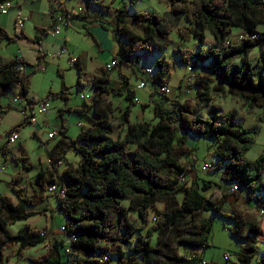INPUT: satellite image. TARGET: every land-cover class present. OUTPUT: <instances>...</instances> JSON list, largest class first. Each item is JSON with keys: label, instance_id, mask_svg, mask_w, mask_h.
Segmentation results:
<instances>
[{"label": "trees", "instance_id": "obj_1", "mask_svg": "<svg viewBox=\"0 0 264 264\" xmlns=\"http://www.w3.org/2000/svg\"><path fill=\"white\" fill-rule=\"evenodd\" d=\"M4 1L0 0V3ZM84 1L87 4L98 2ZM168 1L173 22L184 17L189 24V27L177 30L179 36L187 39L191 35L198 45L196 52L179 46L174 48L172 52L178 63L192 70L195 64L205 66L211 76L191 75V86L197 89L194 104H182L161 92L162 85L167 82L165 72L171 67L162 56L154 63L156 73L153 77H150V69V73L144 72L153 86L150 103L154 122L129 121L134 90L130 88L129 78L122 73H119L118 88L108 87L110 71L121 66L131 67L134 71L133 66L151 53L161 54L170 44L171 25L156 15L135 12L131 21L142 28L141 34H136L125 23L124 10H118L112 29L115 37L121 39L113 59L116 66L95 77L94 84L101 93L123 96L128 102L125 108H119L118 126L123 131L116 138L112 137L113 110L110 105L98 111L93 126L81 129L74 139L66 137L63 130L57 131L61 139L48 153L53 165L65 162L64 155L68 151H74L81 160L77 167L65 162L66 168L59 174L56 167L40 171L35 183L30 184V192L15 184L25 178V172L32 165L25 156H12L13 160L21 161L22 169L8 183L13 197L0 194V264H3L5 250L16 248L17 255H21L26 248L44 241L41 231L33 230L29 225L15 234L8 231V226L34 216L36 212L31 208L44 203L48 197L55 198L57 210L66 218L65 236L73 235L76 241L66 245L64 240L53 239L47 254L40 259H31L30 264H61L63 259L66 264H207L195 251L207 247L210 232V221L201 217L202 212L233 222L230 234L246 241L237 254L240 264H248L257 254L260 223L256 220L247 222L238 211L226 214L222 205L228 195L239 190L244 191L246 201L255 200L258 207L264 205V151L255 160H247L245 155L253 144L256 131L245 128L234 111L222 112L214 105L212 92L226 90L229 95L240 98L248 108V114L255 108L261 109V122H264V32L256 30L258 22L264 23V0ZM62 17L67 20L66 15ZM232 27L244 35L241 43L229 42ZM206 30L210 31L213 44L204 49ZM26 38L20 32L12 39L0 28V41ZM33 42L39 43L36 39ZM255 47L259 52L252 61L250 53ZM19 66L25 71L20 72ZM27 67L30 68L28 72ZM37 70V65L19 58L0 59V121L13 108L10 103L2 107L1 100L13 91H17L16 95L30 111L39 102L49 99L67 100L63 81L59 92H48L41 101L28 98L30 78ZM80 78L81 69L77 67L79 85ZM212 83L217 86L214 90ZM154 96L158 99L154 100ZM98 101V98L94 99L96 105ZM148 106L143 104L142 109ZM201 109L206 112L204 116L199 113ZM74 111L81 114L80 110ZM24 124L27 125L26 119L9 130L7 136ZM178 130L215 142L213 155L218 159L216 168L222 169L221 180L235 184L220 201L207 196L212 188L211 181L197 176L188 185L186 172L192 169L186 167L184 160L191 156L185 137L177 136ZM8 151L4 147L0 149L4 155ZM213 170L214 167L209 172ZM180 176L185 179L182 184ZM50 184L66 187V198L61 200L48 195ZM234 187L236 190L230 192ZM180 192L183 197L178 201L176 195ZM123 200H128L127 206L122 204ZM157 204L162 207L157 208ZM66 246L71 248L69 255L65 253ZM180 248L189 250L191 257L179 254ZM103 257L106 259L101 260ZM256 264H264V256Z\"/></svg>", "mask_w": 264, "mask_h": 264}, {"label": "rangeland", "instance_id": "obj_2", "mask_svg": "<svg viewBox=\"0 0 264 264\" xmlns=\"http://www.w3.org/2000/svg\"><path fill=\"white\" fill-rule=\"evenodd\" d=\"M13 8L8 11L7 14H0V28H2L6 34L14 39V35H19L20 31L15 27V20L17 12L20 9L19 19L22 20L23 25V34L27 37L23 44L17 43V40H13L10 44L1 43L0 44V59L8 60L9 58H20L23 56L22 53L26 56L29 61H32L35 57V50L31 49V44H34L36 29L38 28L35 25V20L32 18H27V12L38 10L40 5V0H10ZM45 1V0H43ZM64 6L69 11V23L70 26H64L65 19H59L56 25L59 27L60 34L53 38L48 35L47 41L49 42L48 48L51 53L49 57H56L59 52L60 46L57 47L58 51L55 52L51 48V43L58 45L62 44L65 36H68L67 48L71 52V56H79L82 52H88V66L85 71H81L80 85L77 84V72L74 67L68 62V57L66 55L60 56L61 61L59 73H55L52 66L45 67L42 71L34 73L30 78L29 92L34 95L35 100H43L48 92L61 90L62 81L67 88V100L64 102L61 99H49L48 109L51 115L54 116L55 108L54 104L64 105L67 104L71 108L75 107H85V104H89L92 97L95 94V84L94 79L86 80V74L101 76L102 73L96 70V65L91 64V61H94V54L98 56V61L101 59L104 60L105 56L110 58L114 53L117 54L119 45L121 42L120 38H116L112 29L115 21V16L118 10H124V19L126 25L136 34H141L142 28L139 25L134 24L131 21V16L135 12L145 13L147 15H156L160 18H163L169 22L171 25L169 37L170 44L168 47L161 53H151L148 57H145L143 61L139 64L133 66L134 71L131 67L121 66L120 68H114L110 72L111 79L113 80L119 78V73L125 74L129 78L130 88L134 87L138 101L135 97L133 106L130 107V117L129 121L131 123L139 122H154L153 118V106L150 104V96L148 97V92L153 90V86L149 81V77L144 74L147 69L152 71L150 77H153L156 73L154 63L156 60L160 59L162 56L165 57L167 63L171 64L169 70L165 72L164 79L167 81L168 86L171 88L170 94L167 96L169 99L177 100L182 104H194V99L196 97L197 89L194 86H188L189 77L192 74H197L199 77H206L207 74L205 66L201 67L198 64H195V67L192 69L187 66H183L178 63L177 58L173 54V49L179 46L181 49L189 50L196 52L198 50V45L196 39L193 36H189L187 39H183L177 33L178 29H184L189 27V24L185 18H181L176 23L173 22L171 14L169 13V1L168 0H136L132 3V0H98L97 3L94 1L89 2L88 4L84 0H60ZM79 1V2H78ZM192 1V0H186ZM60 6V5H59ZM81 9L82 12H79L78 9ZM61 15V12H58ZM62 18V16H60ZM40 26V22L38 23ZM55 26V25H54ZM53 26V27H54ZM52 27V26H51ZM48 28L46 33H49L51 29ZM16 28V29H15ZM92 29H100L102 33L107 35L106 39H95L92 34ZM256 30L258 32H264V23L258 22L256 25ZM16 32V33H14ZM238 32V33H237ZM240 34L239 29L232 27L231 34L229 39L235 43L237 36ZM27 44L30 45V48H27ZM71 44V45H70ZM114 45L116 51L113 53L112 50H106L105 52L99 51V49L105 45L107 48ZM210 44H213L212 35L209 30L205 31V44L202 48L206 49ZM23 51V52H22ZM14 52H17L14 55ZM259 49L257 47L253 48L250 53V58L252 61L258 55ZM112 53V55H111ZM59 58V57H58ZM44 68V67H43ZM210 76V75H209ZM211 77V76H210ZM213 82L214 80L210 78ZM145 81L146 86L142 90H138L137 86ZM191 81V80H190ZM193 83V82H192ZM211 88L216 89V84H210ZM188 89L190 90L188 92ZM54 93V92H52ZM57 93V92H55ZM10 94V93H9ZM8 94V95H9ZM12 96V95H11ZM9 98H3L1 105L7 107L6 100ZM212 103L216 105L222 112L234 111L237 119L241 121L245 128L252 129L256 131V135L253 140L251 148L246 153L245 157L247 160H255L263 151H264V122H261L263 117L262 110L259 108L253 109V111L248 114V108L244 106L243 101L236 97L229 95L226 90L223 92L213 91L212 92ZM113 102H117V99H121L123 104L122 108H125L128 102L122 96L111 95L110 98ZM158 96H154V100H157ZM12 101V99H11ZM137 101V103H136ZM47 102V103H48ZM143 104H148L149 106L145 109H142ZM166 105L169 106L168 103ZM13 108L8 110L12 113L7 118L3 120V117L0 121V135L4 136L5 133L9 132L14 126L15 115H19L22 121L21 108L17 104L11 103ZM35 111L37 110V105H35ZM117 109L114 108V111ZM7 112V113H8ZM6 113V114H7ZM28 113L30 110L28 109ZM200 115H205V111L202 109L199 110ZM63 116L69 118V127L67 128L66 134L72 139L76 138L81 128L78 126V120L82 118L80 114L72 110L71 112H64ZM85 118V116H82ZM37 122L39 129L37 130L36 126L23 125L18 127V136L19 140L16 141V144L11 145V149L6 153V159L0 153V194L9 195L13 197V194L8 187V183L11 181V177H16L17 171L22 169L21 161H15L12 159V156L18 155L16 152H22L27 155L28 163L32 165V168L25 172V178L19 180L18 185L15 186L25 187L29 192L31 191V186L29 180L24 181L26 178L33 177L31 182L35 183V170L39 167L38 164H46L48 159V153L53 149L56 143L61 139V136L57 134L54 139H48L47 135L52 130V125H46L42 122V116L37 115ZM83 118V120H84ZM86 120V119H85ZM19 124V123H18ZM112 124V137L116 138L118 133L122 131L118 126V116L116 113L111 116ZM57 131V130H56ZM177 136L185 137V143L188 151H190V156L192 159H185L184 163L186 167H194L195 171L188 170L186 172V179L188 180V185L191 184L193 180H196L197 176L199 179L212 182V188L207 193V196L214 201H220L223 194L235 184L233 182H224L221 180L222 169H217L218 159L213 155V151L216 148L215 142L210 138L198 137L189 134H185L181 131H177ZM9 147V148H10ZM17 157V156H16ZM21 157V156H18ZM67 164H70L76 167L80 162V157L75 154L74 151H68L64 155V159ZM188 158V156L186 157ZM63 162L62 165L66 168V163ZM191 166H188L190 165ZM205 164H210L214 167V170L209 173L201 171V168ZM63 168V169H64ZM51 170V169H48ZM61 172V170H60ZM193 172V173H192ZM192 174V175H191ZM197 176H194V175ZM29 176V177H27ZM200 183V182H199ZM229 197L225 198L222 205V211L226 214H232L233 211L241 212L246 221L255 219L260 223L261 226V237L260 241L257 243V254L248 264H256L264 256V213L259 214L258 210H264V205L256 206L255 200L246 201L245 193L243 190H239L238 193L228 195ZM183 194L180 192L176 195L178 201H181ZM239 197V198H238ZM51 198V197H50ZM14 199V198H13ZM53 199V198H52ZM15 200V199H14ZM55 200V198L53 199ZM246 202L245 205L240 204L238 201ZM243 202V203H244ZM122 204L127 206L128 200H123ZM157 208H161V204L156 205ZM44 208V209H43ZM46 209V210H45ZM32 211H35L36 214L26 221H18L14 224L8 226V231L11 234H15L20 228L25 225H29L33 230L42 231L47 229L51 236L58 238H63L64 236L59 232V228L65 224V217L57 210L56 201L53 205H47L46 201L39 206L31 208ZM152 211L150 210V214ZM201 217L210 221V232L208 234V241L206 248L195 249L198 258L207 264H240L237 259V254L240 249L245 245L246 241L238 240L232 236L229 232L233 228V222L224 219L220 216L212 215L210 212L200 213ZM247 226V225H246ZM47 239L44 238V241L33 246L26 248L21 252V255H17V249L13 248L12 250H5L3 254V264H30L31 259H40L41 257L47 254ZM49 241V240H48ZM51 241V238H50ZM114 251V249H112ZM179 254L183 255L186 258L191 257L189 250L180 248ZM225 256L228 258L225 259ZM61 264H66L65 259L62 260ZM201 264V263H199Z\"/></svg>", "mask_w": 264, "mask_h": 264}, {"label": "crops", "instance_id": "obj_3", "mask_svg": "<svg viewBox=\"0 0 264 264\" xmlns=\"http://www.w3.org/2000/svg\"><path fill=\"white\" fill-rule=\"evenodd\" d=\"M81 1V0H80ZM79 2V1H78ZM60 5V6H59ZM58 12H61V15H59L58 14ZM19 14H20V9H19V11L17 12V17H16V19H18V17H19ZM27 14V18H33L34 20H35V25H37V29H36V34H35V39L39 42V43H29V44H31V49H34L35 50V52H36V54H35V57H34V59L32 60V61H29L27 58H26V56L24 55V53H22L23 54V56H20V58H22V60H24V61H26L27 63H29L30 65H37V67H38V70H37V72L38 71H40L41 70V68L42 67H44V69H45V71H46V68L47 67H50V66H52L53 67V69H54V71H55V73H59L60 71H59V68H60V63H61V61H59V59H61L60 57L58 58V56H57V59H56V57H54V56H52V57H49V53H51L50 51H49V48H48V44H49V42L47 41V39H48V35H47V33H46V31L48 30V28H50L51 26L53 27L54 25H56V23L59 21V19H63V17L62 18H60V16H62L63 14L64 15H66L67 16V22L65 21V23H67V26L66 27H68V26H70V23H69V11H68V9L64 6V4L60 1V0H45V1H43V0H40V5H39V8H38V10H33V11H30V12H27L26 13ZM16 21V20H15ZM40 22V26H39V23ZM15 23V22H14ZM23 24V23H22ZM15 27H16V25H15ZM51 27V28H52ZM17 28V27H16ZM15 28V29H16ZM38 29H40V30H38ZM23 30V25H22V28L21 29H19V31L20 32H23L22 31ZM42 30V31H41ZM239 32H240V30H239ZM14 33H16V32H14ZM238 33V32H237ZM91 35H93L94 37H95V39H97V40H99V39H102V38H105L106 39V37H107V35L105 34V33H102L101 31H100V29L98 30V29H92V34ZM68 39V36L66 35L65 36V38H64V40L62 41V44L61 43H59L58 45H56L55 43H51L50 45H51V49L53 50V51H55V52H57L58 51V49H57V47L58 46H60V48H59V51H60V49H61V47L63 46V45H65V46H68V44H67V40ZM25 39H20V40H17V43H20V44H23V41H24ZM12 42V41H11ZM11 42H7V40H1L0 41V44L1 43H6V44H10ZM13 43V42H12ZM29 44H27V48H30V45ZM71 45V44H70ZM112 50L113 51V53L116 51V47L114 46V45H112L111 44V46L109 47V48H107V46H105V45H103L100 49H99V51H101V52H105L106 50ZM23 52V51H22ZM38 52H40V54H38ZM16 53L17 52H14V55H16ZM59 53V52H58ZM87 53L88 52H82L79 56H74L75 58H77V60H78V62H77V66H75L74 67V69H75V71L77 72V67H79L80 69H81V71H85V69H87V66H88V55H87ZM70 54H71V52H70ZM111 55H112V53H111ZM115 53L110 57V58H108L107 56H105V59L104 60H100V61H98L97 59H98V56H96L95 54H94V61H91L90 63L91 64H95V62H98L99 64L98 65H96V70L97 71H99L100 73H103L105 70H104V66L106 65V64H108V63H110L113 59H114V57H115ZM73 56V55H72ZM16 57H18V56H15V58ZM10 59V58H9ZM46 67V68H45ZM29 69L30 68H28L27 67V72L29 71ZM86 72V71H85ZM111 72V71H110ZM98 75V74H97ZM97 75H90V74H86V80H90V79H94L95 77H97ZM125 75V74H124ZM126 76V75H125ZM77 79V78H76ZM114 78H112L111 79V77H110V84H109V86L108 87H110V88H112V89H115V88H118V86H119V84H120V80H117V79H115V80H113ZM213 84V83H212ZM94 88H95V94H94V96L92 97V99H91V101H90V103L89 104H85V107H83V108H81V107H75V108H71V107H69L67 104H65L64 105V107H63V105L61 106V105H57L56 103L54 104V108H55V113H54V116L53 115H51V113H49L50 111H47L42 117V122L44 123V124H46V125H52V130L51 131H53V130H57L58 132H60V130H63L64 131V133H65V135H66V137H68V138H70V139H72L71 137H69L67 134H66V132H67V128L69 127L68 125H69V123H70V121H69V118H65L64 116H63V114H64V112H68L66 109H70V110H80V112H81V114H80V117H78V118H82V119H79L78 120V126L81 128V129H87V128H90V127H92L93 126V123L96 121V119H97V117H96V113L98 112V111H100V110H103L104 108H105V105H110L111 106V108H112V110H113V113H112V115H114L115 113H116V115L119 117V108H122L123 107V104H122V102H121V99H117V102H113L111 99H109L110 98V96L112 95V94H107V93H101V91H100V89L99 88H97V85L95 84V86H94ZM131 89H133L134 90V87H132L131 86ZM143 89V88H142ZM142 89H138V90H142ZM60 90H58V91H52V92H59ZM151 92L152 91H149L148 92V97L150 96V94H151ZM134 93H135V97H136V99L138 100V101H140L138 98H137V96H136V92H135V90H134ZM17 94V91H13L10 95H8L9 96V98L6 100L7 102H6V104L7 103H10L11 104V99L13 98V96H15ZM12 95V96H11ZM27 97L28 98H34L35 96L34 95H32V94H30V92L28 93V95H27ZM122 97V96H121ZM95 98H98L99 99V104H97L96 105V103H94V99ZM150 98V97H149ZM53 100V99H52ZM38 101H41V100H38ZM2 102V101H1ZM46 102H48V101H46ZM65 102V101H64ZM149 102H150V100H149ZM3 103V102H2ZM48 104H49V102H48ZM151 104V103H150ZM50 105V104H49ZM3 107V106H2ZM114 108L115 109H117L116 111H114ZM29 109V107L27 108V110ZM35 106H33L32 107V109H31V111H30V113H32V112H34L35 110ZM106 110V109H105ZM71 112V111H70ZM10 114H12V113H10V112H8L7 114H5L4 115V117H3V120L5 119V118H7ZM59 114H60V116H59ZM111 115V116H112ZM82 116H85V118L84 117H82ZM14 118H15V122H14V124H13V126L14 125H17L18 123H20L21 122V117L19 116V115H15L14 116ZM83 118H84V120H83ZM86 119V120H85ZM36 128H37V130L39 129V126H38V122H37V120H36ZM122 131H123V129H122ZM80 132V131H79ZM16 133L18 134V132L16 131ZM6 136H7V134L5 133V135L4 136H1L0 135V149L1 148H7L8 150H10L11 149V145H7V138H6ZM19 137V136H18ZM18 140H19V138H18ZM51 140V139H50ZM16 143H14V144H12L13 146L15 145ZM10 147V148H9ZM54 148V147H53ZM14 153H17L18 155H15V156H27L25 153H24V150H22V152H16V151H14ZM2 154V153H1ZM3 155V157H4V159H6L5 157H6V155H4V154H2ZM190 160V159H192V156L191 157H188L187 158V160ZM65 161H67L66 160V157H65ZM39 165V167H37L36 168V170H35V179H36V176H37V174L40 172V171H44V170H46V168H45V164H42V165H40V164H38ZM188 166H190V165H188ZM74 167V166H73ZM77 167V166H76ZM63 168H64V166H61V167H58L57 168V173L59 174V173H61L62 172V170H63ZM192 169V171H195L194 170V167H192L191 168ZM60 170H61V172H60ZM17 173H18V171H17ZM193 173V172H192ZM192 175V174H191ZM194 176H197L196 174L194 175ZM27 177H29V176H27ZM33 177H29L28 179L26 178L24 181H26V180H29L30 182H29V184H31V183H33V182H31V180L30 179H32ZM13 179V176L11 177V180ZM19 183V182H18ZM18 183H17V185H18ZM17 187H19V186H17ZM54 199V197H48L47 199H46V203H47V205H53L54 204V202H55V200H53ZM239 198V197H238ZM240 204H242V205H245V203H243L242 201H238ZM44 209V208H43ZM46 210V209H45ZM253 220H255V219H253ZM44 230V229H43ZM262 233V232H261ZM50 238H51V241H50ZM53 239H56V237H53V236H51V234L49 235V239H47V244H50L51 242H52V240ZM49 240V241H48ZM57 240H64V237L63 238H58ZM46 244V245H47Z\"/></svg>", "mask_w": 264, "mask_h": 264}, {"label": "built area", "instance_id": "obj_4", "mask_svg": "<svg viewBox=\"0 0 264 264\" xmlns=\"http://www.w3.org/2000/svg\"><path fill=\"white\" fill-rule=\"evenodd\" d=\"M12 8H13V6H12L11 1L10 0H6V1L0 3V14L1 15H5ZM78 11L79 12H82V10L80 8L78 9ZM15 25H16L17 29H21L22 28V20H20L19 18L16 19ZM64 25H65V23H64ZM47 34H49L53 38L57 37L60 34L59 27L57 25H55L51 29V31L49 33H47ZM254 37L255 36H253L252 38H254ZM244 39H245L244 38V35L243 34H239L237 36L236 40H235V43H237V44L238 43H241ZM229 42L233 43V41H229ZM62 55H66L68 57V62L70 63V65L72 67H74L77 64V62H78L77 58L72 57L70 55V52H69L67 46H65V45H63L61 47L59 53L57 54L58 57H60ZM19 59H22V58H19ZM115 66H116V61L115 60H112L110 63H108V64H106L104 66V70L105 71H110ZM18 70L20 72H23V71H25V68L23 66H19L18 67ZM41 70L43 71L44 68L42 67ZM146 72L147 73H150V70L147 69ZM188 80H189L188 86H190V84L193 81V76H190ZM144 87H145L144 82L141 83V84H139L137 86L138 89H142ZM160 90H161L162 93H164L167 96L171 92V88L168 86V83L167 82L162 85V87H161ZM189 91L190 90L188 89V92ZM13 103L18 104L20 106V108H21L20 111H21L22 119H26L27 125L33 126V127L36 126V120H37L36 117H37V115L38 116H43L47 112V109H48V103L47 102H39L37 104V110L34 111V112H32V113H28L27 108H25L26 107V103L18 95H16L15 98L13 99ZM136 103H137V101H136ZM57 134H58L57 131L53 130V131H51V132L48 133L47 137H48V139H54ZM6 138H7V145H12V144L16 143V141L18 140L19 137H18V134L16 132H12L8 136H6ZM61 166H63L61 162H57L55 164V166H54L53 163H52V161L49 158L47 159V162L45 164V168L46 169H51V170L53 169V167L58 168V167H61ZM212 169H213V166L212 165L205 164V165L202 166L201 171L202 172H209ZM0 174H1V170H0ZM183 177L184 176H180V178H179L180 184L184 183V180L185 179ZM235 190H236V187H234L233 189H231L230 192H234ZM47 194L48 195L55 196L58 199L63 200V199L66 198V187H64V186H58L56 184H50L47 187ZM258 212L261 215V214L264 213V210L261 209ZM59 230H60L59 232L64 236V241H65V244L66 245H69L70 243L76 241V237L73 236V235L65 236L66 227L64 225L61 226L59 228ZM49 235H50V233H49V231L47 229H44V230L41 231V236L42 237L45 238V237H48ZM48 246H49V244L46 245V248L47 249H48ZM65 253L67 255H69L71 253V248L66 246L65 247ZM227 258L228 257L225 256V259H227ZM105 259H106V257H103L101 260H105Z\"/></svg>", "mask_w": 264, "mask_h": 264}]
</instances>
